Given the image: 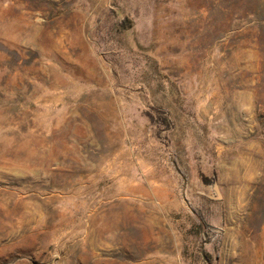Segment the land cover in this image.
Instances as JSON below:
<instances>
[{
  "label": "rangeland",
  "instance_id": "obj_1",
  "mask_svg": "<svg viewBox=\"0 0 264 264\" xmlns=\"http://www.w3.org/2000/svg\"><path fill=\"white\" fill-rule=\"evenodd\" d=\"M0 264H264V0H0Z\"/></svg>",
  "mask_w": 264,
  "mask_h": 264
}]
</instances>
